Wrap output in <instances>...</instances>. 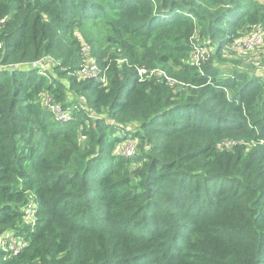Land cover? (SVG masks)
<instances>
[{"label": "trees", "instance_id": "16d2710c", "mask_svg": "<svg viewBox=\"0 0 264 264\" xmlns=\"http://www.w3.org/2000/svg\"><path fill=\"white\" fill-rule=\"evenodd\" d=\"M260 30V0H0V264H264Z\"/></svg>", "mask_w": 264, "mask_h": 264}, {"label": "rangeland", "instance_id": "374dc122", "mask_svg": "<svg viewBox=\"0 0 264 264\" xmlns=\"http://www.w3.org/2000/svg\"><path fill=\"white\" fill-rule=\"evenodd\" d=\"M262 3H264V0H260ZM89 34L94 36L98 41H101V44L103 46L104 40L108 34V30L107 28L103 25V24H91L89 25ZM250 45V43H249ZM262 47L264 48V44L257 46L256 49H254V53H250L249 51H242L241 53H235L234 55H232L233 57L238 58V56H242L240 57L243 61V66L246 69H252L251 68V64L255 65V71L260 72V73H264V50L262 51ZM86 50V49H85ZM262 51V52H261ZM94 62L93 58H89L88 59V65H91V63ZM52 61L50 60H46L43 62V67H38L39 72L44 73V72H49L50 70H52ZM232 63L227 64V68H232ZM86 71H82L83 75H89V76H93L95 75V71H92L91 69H89L88 67H86ZM234 69H232L233 71ZM240 71H244L243 68L239 69ZM142 74H146L148 69H141ZM232 71L230 72V74H232ZM60 108V107H59ZM57 115H60V112H57ZM129 142V140L127 141ZM125 142V146H124V152L127 151L128 147H132L133 151H134V145L135 142L131 141L130 143ZM133 153V152H132Z\"/></svg>", "mask_w": 264, "mask_h": 264}, {"label": "built area", "instance_id": "2783aa9c", "mask_svg": "<svg viewBox=\"0 0 264 264\" xmlns=\"http://www.w3.org/2000/svg\"><path fill=\"white\" fill-rule=\"evenodd\" d=\"M250 43V45H249ZM264 44V30H260L259 32L242 38L236 49L238 50L239 53L242 51H249L255 48V46H259ZM236 46V45H235ZM209 57L208 52L205 49L202 50H197L194 55L192 56L193 62L199 64L201 61L205 60L206 58ZM42 65L41 61H36L31 64L32 67H40ZM87 69L85 68L84 71ZM142 73V71H141ZM96 74V73H95ZM61 117H65V115H61ZM133 152L132 147H128L127 151L125 152L126 154L130 155ZM27 244L26 240L23 237H18V236H4L0 238V246H4L9 248L10 250H13L14 252H19L25 245Z\"/></svg>", "mask_w": 264, "mask_h": 264}, {"label": "clouds", "instance_id": "9594fccd", "mask_svg": "<svg viewBox=\"0 0 264 264\" xmlns=\"http://www.w3.org/2000/svg\"><path fill=\"white\" fill-rule=\"evenodd\" d=\"M32 67V66H31Z\"/></svg>", "mask_w": 264, "mask_h": 264}]
</instances>
